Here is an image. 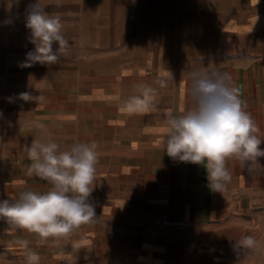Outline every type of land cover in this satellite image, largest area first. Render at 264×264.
<instances>
[{"label": "crops", "instance_id": "0c3cea01", "mask_svg": "<svg viewBox=\"0 0 264 264\" xmlns=\"http://www.w3.org/2000/svg\"><path fill=\"white\" fill-rule=\"evenodd\" d=\"M5 3L15 8L16 0H0V201L50 187L25 174L30 163L25 148L41 134L37 123L45 125V134L61 150L74 142L98 145L89 197L97 219L81 225L71 240L48 247L52 254L45 264H111L101 261L113 259L163 264L167 253L161 249L169 244L171 229L243 220L264 231V157L257 158L259 165L251 172L247 164L228 160L231 183L223 193L212 191L204 165L174 160L163 151L166 125L161 115L129 113L123 107L135 94L134 85L147 83L156 90L161 110L179 114L190 107V73L217 68L241 88L264 149V0H196L193 10L182 8L170 16L182 20L183 31L170 32L162 43L160 29L154 30L153 43L138 51L146 55L127 50L108 67L110 72L91 77L84 91L76 90L75 75L49 78L48 64H41L40 77L33 78L38 63L23 65L34 48L18 47L15 13H6ZM6 19L12 22L5 24ZM63 63L60 58L51 66ZM25 91L43 100L25 102L19 98ZM3 229L12 231L0 220V247ZM9 251L11 260L27 259L25 248Z\"/></svg>", "mask_w": 264, "mask_h": 264}, {"label": "clouds", "instance_id": "9594fccd", "mask_svg": "<svg viewBox=\"0 0 264 264\" xmlns=\"http://www.w3.org/2000/svg\"><path fill=\"white\" fill-rule=\"evenodd\" d=\"M44 8L41 0H35L26 9L25 27L30 30L34 49L26 54L25 67L34 63L56 64L71 47L63 34L61 17ZM54 43L59 46L55 51ZM134 92L123 101V107L129 113L161 115L166 125L161 142L163 151L174 160L204 165L212 191L223 193L231 183L228 160H238L242 167L247 164L251 172L259 165L257 158L264 157V149L260 148L262 138L256 135L259 128L246 111L241 88L229 73L207 67L191 72L186 89L190 107L179 114L171 109L161 110L156 90L147 83L134 85ZM19 98L25 102L43 100L28 91L20 93ZM35 127L41 134L25 148L30 161L25 174L50 187L42 192L29 189L15 199L0 201V220L9 229L34 233L42 244L58 247L62 239H69L81 225L97 219L89 197L96 181L98 145L94 141L74 142L61 150L51 135L45 134V125L37 123ZM20 243L27 250L28 264H40V256L28 249L29 242ZM240 246L255 248L257 241L245 236L236 242V247Z\"/></svg>", "mask_w": 264, "mask_h": 264}, {"label": "rangeland", "instance_id": "374dc122", "mask_svg": "<svg viewBox=\"0 0 264 264\" xmlns=\"http://www.w3.org/2000/svg\"><path fill=\"white\" fill-rule=\"evenodd\" d=\"M195 1L41 0L46 12L61 17L64 25L63 34L71 44L68 53L60 57L63 58L64 63L53 67L50 65L49 78L63 76L67 79L75 75L76 90L79 88L83 91L88 90L91 77L104 76L106 72H110L108 67L120 62L121 56L126 55L127 50H133L128 52L131 55H146L144 51H138L147 48V43H153L154 30L160 29L162 43L168 41L170 32L176 31L178 34L183 31V26L180 25L182 20L170 19V16L178 15L182 8L187 11L193 10ZM31 3H35V0H16L15 8L5 3L6 13H15V19L12 21L16 24L18 47L21 48L26 44H31L34 48L30 43V30L25 27L26 9ZM58 47V44H53L54 51ZM41 70V64H34V79L40 77ZM10 232L15 233L16 236L10 235ZM24 232L26 231L19 229L2 230L1 264H28L27 259L20 262L17 261L18 259L11 260L13 254L9 253V248L17 249L16 252L24 248L20 242L26 237L29 242L28 249H32L40 256V264H45L47 255L51 256L52 253L47 254V248L52 249V246L42 244L36 234L28 232L24 234ZM75 234L76 231L69 240ZM167 236L169 244H165L166 247L162 246L161 249L162 252L167 253L166 258L162 260L163 264H264V231L255 229V224L251 222L249 224L237 220L234 224L219 227L209 225L171 229ZM245 236L254 237L257 246L236 247V242L241 241ZM9 243L15 245L10 247ZM101 262L133 263L130 259Z\"/></svg>", "mask_w": 264, "mask_h": 264}, {"label": "bare ground", "instance_id": "6f19581e", "mask_svg": "<svg viewBox=\"0 0 264 264\" xmlns=\"http://www.w3.org/2000/svg\"><path fill=\"white\" fill-rule=\"evenodd\" d=\"M192 17V16H191Z\"/></svg>", "mask_w": 264, "mask_h": 264}]
</instances>
